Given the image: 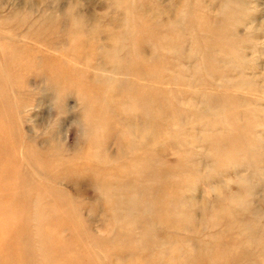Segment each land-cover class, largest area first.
I'll return each mask as SVG.
<instances>
[{
	"label": "rangeland",
	"instance_id": "rangeland-1",
	"mask_svg": "<svg viewBox=\"0 0 264 264\" xmlns=\"http://www.w3.org/2000/svg\"><path fill=\"white\" fill-rule=\"evenodd\" d=\"M126 1L0 0V264H264V0Z\"/></svg>",
	"mask_w": 264,
	"mask_h": 264
},
{
	"label": "bare ground",
	"instance_id": "bare-ground-1",
	"mask_svg": "<svg viewBox=\"0 0 264 264\" xmlns=\"http://www.w3.org/2000/svg\"><path fill=\"white\" fill-rule=\"evenodd\" d=\"M121 1H123V2H125L127 5V8H129V12L131 11V12H134L133 14H132V16L130 17L131 18V20L130 21H128V25L133 29V26H132V23H133V20H136V21H140L141 22V24H143V23H146L145 22V20H144V15L142 14V13H140L138 10H134V7H133V5L132 4H128V2L126 1V0H121ZM131 6V7H130ZM131 8V9H130ZM226 8L227 9H229V7H228V5L226 4ZM230 11V10H229ZM130 12V13H131ZM233 13H234V11H233ZM232 14V13H231ZM131 15V14H130ZM134 16H137L138 17V19L137 18H132V17H134ZM229 17H231V16H229ZM76 24H78V21H76ZM140 24V25H141ZM157 24V23H156ZM155 24V25H156ZM177 25V24H176ZM152 26V25H151ZM135 32L137 31V29L135 30V29H133ZM138 34H140V31H139V33ZM115 46H124L126 43V41H125V38H124V35L122 36V34L121 35H116V38H115ZM135 41V42H134ZM133 41V48H134V50L135 51H137V49H139L140 48V46L142 45V42L141 43H139V41L140 40H137V37L135 38V40ZM119 51V48H115V49H113V53L112 52H109V56L111 57V58H116L117 59V56H120V54H118V53H120V52H118ZM112 53V54H111ZM256 109H254L253 107H252V109H251V114L252 115H256ZM256 119V118H255ZM254 118H253V122H256V120H255ZM150 124V123H149ZM134 127V126H133ZM137 128V130H139L142 134L143 133H145L146 131V129H152L153 127L151 126V124L150 125H144V124H142V125H140V124H138L137 125V127H134V129H136ZM253 234V233H252Z\"/></svg>",
	"mask_w": 264,
	"mask_h": 264
}]
</instances>
